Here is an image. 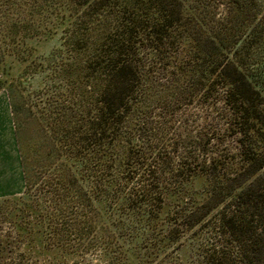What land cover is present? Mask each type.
Wrapping results in <instances>:
<instances>
[{
    "label": "trees",
    "instance_id": "obj_1",
    "mask_svg": "<svg viewBox=\"0 0 264 264\" xmlns=\"http://www.w3.org/2000/svg\"><path fill=\"white\" fill-rule=\"evenodd\" d=\"M0 91L19 261L264 264V0H0Z\"/></svg>",
    "mask_w": 264,
    "mask_h": 264
},
{
    "label": "rangeland",
    "instance_id": "obj_2",
    "mask_svg": "<svg viewBox=\"0 0 264 264\" xmlns=\"http://www.w3.org/2000/svg\"><path fill=\"white\" fill-rule=\"evenodd\" d=\"M53 47L52 44L46 45L42 51L46 53ZM23 188L24 183L8 98L5 91H0V199L20 195ZM14 236L8 224L0 223V241L3 242L0 243V250L4 248V251H0V264H47V260L37 259L35 254L25 256L28 259L24 263L19 261L21 250L17 248L18 243L15 242ZM58 264L66 263L60 260Z\"/></svg>",
    "mask_w": 264,
    "mask_h": 264
}]
</instances>
